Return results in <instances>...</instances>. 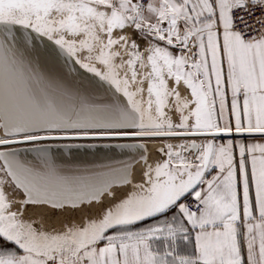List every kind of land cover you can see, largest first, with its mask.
Listing matches in <instances>:
<instances>
[{"label":"snow or ice","instance_id":"1","mask_svg":"<svg viewBox=\"0 0 264 264\" xmlns=\"http://www.w3.org/2000/svg\"><path fill=\"white\" fill-rule=\"evenodd\" d=\"M60 57L113 102L36 67ZM257 135L264 0H0V264H264ZM85 139L136 141L104 146L137 152L141 181L131 162L65 175L52 148L81 145L54 142Z\"/></svg>","mask_w":264,"mask_h":264},{"label":"water","instance_id":"2","mask_svg":"<svg viewBox=\"0 0 264 264\" xmlns=\"http://www.w3.org/2000/svg\"><path fill=\"white\" fill-rule=\"evenodd\" d=\"M41 48H43V43H41ZM66 59V57H60L58 62L53 63L51 60L37 58L36 67L49 78L61 81L74 90H79L90 95L98 103L113 102L114 97L107 84L101 85L99 78L86 72L78 65L71 62L66 65ZM71 68H74L75 71H70ZM132 142L136 141H114L108 139L58 141L54 143L81 146L53 147L52 158L65 175H88L93 172L106 171L109 166L122 167L124 163L128 162H131L133 166L140 158L137 152L104 146ZM16 147L27 148L31 147V145H18ZM20 155L21 159L30 164L38 162L37 154L34 152H22Z\"/></svg>","mask_w":264,"mask_h":264},{"label":"bare ground","instance_id":"3","mask_svg":"<svg viewBox=\"0 0 264 264\" xmlns=\"http://www.w3.org/2000/svg\"><path fill=\"white\" fill-rule=\"evenodd\" d=\"M140 71H147V69L140 70ZM168 84H169V87L170 88L174 86V84H173L172 81H169ZM101 85H106V84H104L103 82H101ZM144 87H145V89L147 88V81H145ZM179 91L181 92L182 96L188 95V90L185 88V86L183 84L180 85ZM145 98H147V93L146 92H145ZM166 111H167V109H166ZM114 141H120V140H114ZM157 146H158L157 143H150L148 145V147H149V153H150V156H149L150 162L151 161H155L158 158L155 155V153L153 152V149H155ZM142 168H143V162L140 161V158H139L137 160V162L133 165L134 181L135 182H140L141 181V175H140V173H141ZM129 190H130V186H125V187H122V188H118L117 189V200L119 198H121L122 196H124ZM31 211L36 214L37 219H38L37 221H39L42 225H48L49 224V219L46 218L45 215H41L40 212H39V210L29 209L26 214L27 215L31 214ZM79 213L81 214V216H80L81 218L79 219V221L77 220V222L80 223L85 218V215H87V213L86 212H79ZM92 213H93V215L96 214L95 212H92ZM55 222L60 226V223L59 222H57L56 220H55Z\"/></svg>","mask_w":264,"mask_h":264},{"label":"rangeland","instance_id":"4","mask_svg":"<svg viewBox=\"0 0 264 264\" xmlns=\"http://www.w3.org/2000/svg\"><path fill=\"white\" fill-rule=\"evenodd\" d=\"M139 43L141 45V50H143V47L145 46L144 42L140 41ZM138 71H140V69H138ZM6 191L9 192L10 194L12 193V189L10 187H6ZM17 207H19V206H17ZM29 209H31V208H29ZM87 215H93V213L92 212L91 213H87ZM80 216H81V214L79 212H77V213L69 214L66 217H64L63 219H66L68 222H72V221L77 222V220L79 221V219L81 218ZM30 218L31 219H35L38 225L41 224L39 221H37L38 220L37 216L32 211H31V214H29V215L26 214L25 215V219H30ZM46 218L49 219V224L48 225H43L44 227L48 228L49 230L52 229V228H57V229L60 228V226L55 222V219H53L51 217H48V216H46ZM77 223H79V222H77Z\"/></svg>","mask_w":264,"mask_h":264},{"label":"crops","instance_id":"5","mask_svg":"<svg viewBox=\"0 0 264 264\" xmlns=\"http://www.w3.org/2000/svg\"><path fill=\"white\" fill-rule=\"evenodd\" d=\"M255 141H258V142H264V140H261V137H260L259 135H257V136L255 137ZM246 142H248V141H246Z\"/></svg>","mask_w":264,"mask_h":264},{"label":"built area","instance_id":"6","mask_svg":"<svg viewBox=\"0 0 264 264\" xmlns=\"http://www.w3.org/2000/svg\"><path fill=\"white\" fill-rule=\"evenodd\" d=\"M189 203H191V201H189Z\"/></svg>","mask_w":264,"mask_h":264}]
</instances>
